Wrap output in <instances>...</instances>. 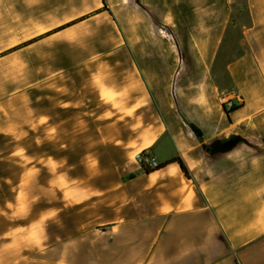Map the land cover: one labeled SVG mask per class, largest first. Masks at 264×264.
<instances>
[{
	"label": "crops",
	"instance_id": "1",
	"mask_svg": "<svg viewBox=\"0 0 264 264\" xmlns=\"http://www.w3.org/2000/svg\"><path fill=\"white\" fill-rule=\"evenodd\" d=\"M0 264H264V0H0Z\"/></svg>",
	"mask_w": 264,
	"mask_h": 264
},
{
	"label": "rangeland",
	"instance_id": "2",
	"mask_svg": "<svg viewBox=\"0 0 264 264\" xmlns=\"http://www.w3.org/2000/svg\"><path fill=\"white\" fill-rule=\"evenodd\" d=\"M241 19H243L244 21H246V18L245 17H243ZM58 158H59V160H61V157H58ZM75 159L77 160V158L72 157V161H75ZM40 160L41 159L38 158V161H40ZM45 163L46 162H44V164ZM57 164H58L57 162H53L52 163V165L54 166V168H57V166H58ZM72 164H73V162H72ZM76 164H78V163H76ZM57 177L58 176L56 174V179H55L56 180V184L57 185H61V182H59V180L57 179ZM41 192H42V190H40V193ZM39 195L41 196V194H39ZM44 196L47 197V192L46 191L44 193ZM50 197L52 198L51 201L49 202L50 204H38V205H32V206H29L27 204H22V205L17 206V208H20L21 209V212H22V214H23V216L25 218L27 216V214L29 213V208L30 207H31V210L33 209L32 212L36 213L37 211H41V209H45L48 206H51V207L53 206L56 209L62 206V190L61 189H55L53 194L51 192H49V198ZM27 221H24V222H27Z\"/></svg>",
	"mask_w": 264,
	"mask_h": 264
},
{
	"label": "trees",
	"instance_id": "3",
	"mask_svg": "<svg viewBox=\"0 0 264 264\" xmlns=\"http://www.w3.org/2000/svg\"><path fill=\"white\" fill-rule=\"evenodd\" d=\"M195 133L199 136V137H202V133L199 129H197L196 127L193 128ZM179 164V166L181 167L182 171L185 173V175L189 178L190 177V173H189V170L187 169L185 163L182 161L181 158H175L173 160H170L166 163H162L156 167H151L149 164H147L146 162H142V167L145 171V173L147 174H151V173H154L156 171H159L165 167H167L168 165L170 164Z\"/></svg>",
	"mask_w": 264,
	"mask_h": 264
},
{
	"label": "water",
	"instance_id": "4",
	"mask_svg": "<svg viewBox=\"0 0 264 264\" xmlns=\"http://www.w3.org/2000/svg\"><path fill=\"white\" fill-rule=\"evenodd\" d=\"M232 147L231 142L230 143H226L224 145H218V147L216 148L217 150H226V149H230Z\"/></svg>",
	"mask_w": 264,
	"mask_h": 264
},
{
	"label": "built area",
	"instance_id": "5",
	"mask_svg": "<svg viewBox=\"0 0 264 264\" xmlns=\"http://www.w3.org/2000/svg\"><path fill=\"white\" fill-rule=\"evenodd\" d=\"M226 104L228 103V101H226V99L223 100Z\"/></svg>",
	"mask_w": 264,
	"mask_h": 264
}]
</instances>
